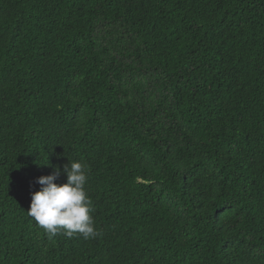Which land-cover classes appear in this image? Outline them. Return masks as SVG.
<instances>
[{
	"label": "trees",
	"instance_id": "1",
	"mask_svg": "<svg viewBox=\"0 0 264 264\" xmlns=\"http://www.w3.org/2000/svg\"><path fill=\"white\" fill-rule=\"evenodd\" d=\"M70 159L99 235L50 240ZM0 264H264V0H0Z\"/></svg>",
	"mask_w": 264,
	"mask_h": 264
},
{
	"label": "clouds",
	"instance_id": "2",
	"mask_svg": "<svg viewBox=\"0 0 264 264\" xmlns=\"http://www.w3.org/2000/svg\"><path fill=\"white\" fill-rule=\"evenodd\" d=\"M63 173L67 176L64 184L56 183L61 175L59 166H55L52 174L37 178L41 188L32 193L27 214L50 240L60 234L85 240L95 238L99 232L92 217V201L85 190L89 178L87 165L70 159Z\"/></svg>",
	"mask_w": 264,
	"mask_h": 264
}]
</instances>
